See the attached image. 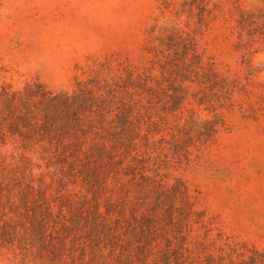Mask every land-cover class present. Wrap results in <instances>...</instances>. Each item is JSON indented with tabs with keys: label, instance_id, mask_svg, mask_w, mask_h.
Instances as JSON below:
<instances>
[{
	"label": "trees",
	"instance_id": "trees-1",
	"mask_svg": "<svg viewBox=\"0 0 264 264\" xmlns=\"http://www.w3.org/2000/svg\"><path fill=\"white\" fill-rule=\"evenodd\" d=\"M197 1L183 7L190 15L201 9L204 24L205 2ZM145 50L149 67L95 77L71 94L39 83L0 85L3 140L38 146L54 174L85 182L92 202L76 206L42 180L30 183L17 203L7 197L0 207V235L14 237L21 251L26 244L40 264H264V251L244 245L209 253L205 212L183 182L170 184L160 172L168 156L187 159L215 141L238 83L175 22L153 26ZM190 99L212 117L185 108ZM194 227L203 235L193 237Z\"/></svg>",
	"mask_w": 264,
	"mask_h": 264
},
{
	"label": "rangeland",
	"instance_id": "rangeland-1",
	"mask_svg": "<svg viewBox=\"0 0 264 264\" xmlns=\"http://www.w3.org/2000/svg\"><path fill=\"white\" fill-rule=\"evenodd\" d=\"M185 1L0 0V85L21 90L39 83L71 94L95 77L149 67L145 49L153 26L175 22L191 32L205 57L239 90L232 106L220 110L224 127L215 141L187 159L168 156L160 172L170 184L183 182L195 209L205 212L209 253L227 252V246L241 251L242 245L264 251V0H204V24L198 22L201 9L190 15ZM185 108L212 117L191 99ZM20 145L0 136V207L7 197L17 203L27 185L37 187L40 180L52 195L60 191L76 206L92 203L85 182L54 174L38 146ZM5 215L8 221L7 210ZM198 233L203 235L194 227L192 236ZM18 247L14 237L0 235V264H40L26 244L21 247L27 250Z\"/></svg>",
	"mask_w": 264,
	"mask_h": 264
}]
</instances>
